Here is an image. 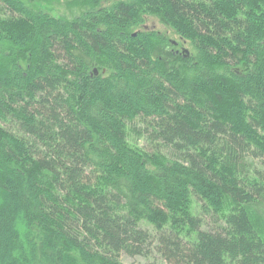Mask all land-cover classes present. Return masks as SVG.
I'll use <instances>...</instances> for the list:
<instances>
[{
	"label": "trees",
	"instance_id": "16d2710c",
	"mask_svg": "<svg viewBox=\"0 0 264 264\" xmlns=\"http://www.w3.org/2000/svg\"><path fill=\"white\" fill-rule=\"evenodd\" d=\"M29 5L0 0V264H264V0Z\"/></svg>",
	"mask_w": 264,
	"mask_h": 264
},
{
	"label": "rangeland",
	"instance_id": "374dc122",
	"mask_svg": "<svg viewBox=\"0 0 264 264\" xmlns=\"http://www.w3.org/2000/svg\"><path fill=\"white\" fill-rule=\"evenodd\" d=\"M30 8L43 12L49 17L55 19L72 20L80 17L86 12L96 11L102 7L109 6L120 0H28ZM125 1V0H123ZM145 27V28H144ZM143 28L149 32L156 33L158 36L165 38L168 41V49L174 55H190L192 50L190 45L182 42L181 39L172 32V30L163 25L154 17L147 16ZM95 70V75L98 71ZM93 70V72H94ZM142 143V142H140ZM124 264H152L140 258L122 257Z\"/></svg>",
	"mask_w": 264,
	"mask_h": 264
},
{
	"label": "water",
	"instance_id": "95a60500",
	"mask_svg": "<svg viewBox=\"0 0 264 264\" xmlns=\"http://www.w3.org/2000/svg\"><path fill=\"white\" fill-rule=\"evenodd\" d=\"M94 73H95V70H94Z\"/></svg>",
	"mask_w": 264,
	"mask_h": 264
}]
</instances>
